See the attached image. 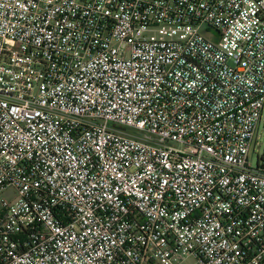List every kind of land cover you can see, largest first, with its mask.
Segmentation results:
<instances>
[{
	"label": "built area",
	"instance_id": "obj_1",
	"mask_svg": "<svg viewBox=\"0 0 264 264\" xmlns=\"http://www.w3.org/2000/svg\"><path fill=\"white\" fill-rule=\"evenodd\" d=\"M264 0H0V264H264Z\"/></svg>",
	"mask_w": 264,
	"mask_h": 264
},
{
	"label": "rangeland",
	"instance_id": "obj_2",
	"mask_svg": "<svg viewBox=\"0 0 264 264\" xmlns=\"http://www.w3.org/2000/svg\"><path fill=\"white\" fill-rule=\"evenodd\" d=\"M263 146H264V112L261 122L257 128L256 137L254 140L255 151L251 153L250 160L253 166H256V156L258 153L260 154L262 152ZM14 197H15V192L13 189H9L3 192L2 194H0V211L2 208L1 200L5 199L11 201L13 200Z\"/></svg>",
	"mask_w": 264,
	"mask_h": 264
}]
</instances>
